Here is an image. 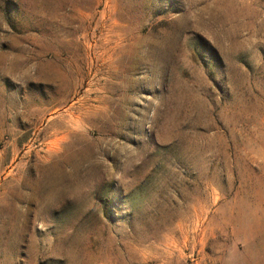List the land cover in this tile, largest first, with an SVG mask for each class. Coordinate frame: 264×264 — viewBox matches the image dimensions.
I'll list each match as a JSON object with an SVG mask.
<instances>
[{
	"label": "rangeland",
	"instance_id": "obj_1",
	"mask_svg": "<svg viewBox=\"0 0 264 264\" xmlns=\"http://www.w3.org/2000/svg\"><path fill=\"white\" fill-rule=\"evenodd\" d=\"M0 264H264V0H0Z\"/></svg>",
	"mask_w": 264,
	"mask_h": 264
}]
</instances>
